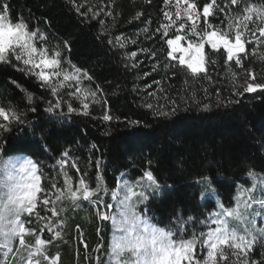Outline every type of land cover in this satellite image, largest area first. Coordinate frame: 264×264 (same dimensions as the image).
<instances>
[{"label": "trees", "instance_id": "obj_1", "mask_svg": "<svg viewBox=\"0 0 264 264\" xmlns=\"http://www.w3.org/2000/svg\"><path fill=\"white\" fill-rule=\"evenodd\" d=\"M203 2L197 0V3ZM9 3L13 21L22 17L30 27L38 26L49 35L50 47L61 46L62 41L70 44L69 58L93 75L91 87L98 85L103 90L98 96L106 101V111L114 119L103 121L102 111L91 101L89 116L66 114V104L47 113L44 111L47 101H52L54 107L57 97L34 76L0 64V107L24 110L27 121L31 122L30 127L27 122L19 126L13 122L10 131L0 130L3 159L17 154L29 157L37 166V174L43 173L42 186L50 177L58 185L62 179L71 178L73 187L77 188L79 184L73 171L80 168L78 176L103 175V185L113 191L117 189L120 176L134 183L130 178L139 179L142 172L151 170L160 187L149 196L146 206L138 205V211L158 227L177 224L179 220L186 238H190V232L206 231L203 222L214 210L220 209L224 201L231 199L232 206L235 205L242 187L249 188L256 183L253 187L258 189L259 181L264 183V89L236 94L231 73L241 78L246 74L245 69L234 61H227L225 53L213 57L216 66L207 67L211 82L200 79L203 73L192 77L181 71L173 76L170 67L157 68L151 76H142L156 63L149 54L153 50L158 52L157 59L163 64L161 57L166 46L159 39V33H154L157 20H163V0H153L152 5L145 4L144 0H9ZM251 3L259 5L262 0H251ZM81 4L84 7L77 12ZM89 5L95 11L111 8L115 20L100 12L99 18L104 20L101 26L95 19L82 16L80 13ZM168 10L175 12V0ZM137 11L146 13V23H141L144 16L128 22ZM181 13L183 18V8ZM212 22L220 24V19ZM197 24L202 29L203 19ZM116 36L128 38L124 49L106 42ZM132 39L137 43L131 44ZM251 46L252 43L246 46V68L258 71L264 80L259 55L253 54ZM208 47L206 45V52ZM130 51H137L140 61L134 70L124 66L135 62L124 59L125 53ZM153 76L159 83L153 81ZM88 87L85 82L82 89L87 91ZM29 93L31 104L27 99ZM147 93H155L156 99ZM166 97L176 102L175 115L156 116L144 107L148 101L154 107L169 111L172 105ZM229 100L234 103L229 104ZM204 104L210 106L209 110H204ZM33 106L36 112L29 110ZM72 106L80 107L79 100L72 101ZM138 119L147 126L141 129L127 126V121ZM0 123L8 122L0 118ZM65 151L69 156L63 159L69 163L61 165ZM97 157H102L98 169L94 163ZM65 171L68 177L64 176ZM249 172L256 173V177H250ZM205 178L208 183H202ZM142 182L148 183L146 178ZM86 183H91V179ZM253 194L258 197L257 190ZM104 200L114 205L108 211L116 212V202L110 192ZM54 203L59 217L52 226L61 232V239L55 242V247L47 245V248L53 256L59 254L58 264H96L97 256L101 257V264H108L115 229L110 221H99L95 215L96 205L78 202L80 207H75L66 195ZM193 221L200 223L193 225ZM40 235L45 238V233ZM26 239L34 237L26 236ZM98 241L103 245L99 251ZM261 252L256 247L251 259L260 260ZM20 255L28 257L29 253L22 250Z\"/></svg>", "mask_w": 264, "mask_h": 264}, {"label": "snow or ice", "instance_id": "obj_2", "mask_svg": "<svg viewBox=\"0 0 264 264\" xmlns=\"http://www.w3.org/2000/svg\"><path fill=\"white\" fill-rule=\"evenodd\" d=\"M144 3L152 5L153 0H144ZM163 3V20L158 19L154 29V33H159V39L166 46L161 57L163 64L157 59L158 52L153 50L149 54L156 63L150 72L142 73L143 77L151 76L153 72H157V68L170 67L173 76L181 71L192 77L203 73L200 79L211 82L212 76L207 67L216 66L217 61L213 57L226 53L227 61H234L245 69L252 80H256V76L246 68L244 55L247 54L246 44L264 43V23L256 28L248 27L250 23H255L254 15L264 21V0L259 5L251 3V0H221L220 3L217 0H204L203 3H197V0H175L174 13L168 10L172 7L173 0H163ZM81 7L84 5L81 4L76 11L80 12ZM12 11L9 0H0V64L18 68L21 72L34 76L46 90H50L51 94L57 97L54 107L52 101H47L48 106L44 109L47 113H53L60 109L62 104H66V114L89 116L91 101L99 106L103 121H112L114 117L107 113L106 101L98 96L103 90L98 85L91 87L94 83L93 75L78 67L69 58L70 44L62 41L61 46L50 47L49 35L45 31L36 25L30 27L22 17L13 21ZM100 12H103L104 17H113L115 20L111 8L95 11L89 5L80 14L95 19L103 26L104 20L99 18ZM142 16L145 20H141V23H146L147 15L143 11H137L128 22L140 20ZM201 18L204 22L202 29L197 24ZM217 18L220 19V24L212 22ZM188 21L192 23L188 24ZM224 24L227 25L226 28L222 26ZM154 33L147 34L151 36ZM127 40V37L116 36L106 42L113 46L118 44L120 49H124ZM182 41H186V46ZM136 43L135 39L131 40V44ZM206 45L209 46L207 52ZM137 57V51L126 52L124 59L135 62L125 63V68L136 69L140 63ZM153 81L159 83L155 81L154 76ZM85 82L89 85L87 91L81 88ZM12 83L16 84L15 81ZM148 87L151 88L152 85L149 84ZM258 89H264V83H247L237 90L236 94L254 93ZM136 90L139 91L138 88ZM204 92L207 95V89H204ZM147 95L156 99L155 93ZM27 99L31 104L30 93L27 94ZM166 99L172 105L169 111L154 107V104L148 101L144 103V107L156 116L175 115L176 102L170 97ZM74 100H79L81 106L74 108ZM228 103L232 104L234 101L229 100ZM203 107L204 110L210 108L208 104ZM29 110L36 112L37 109L33 106ZM92 110L95 111L96 108ZM0 118L8 122L0 123V130L10 131L13 122L18 126L27 122V125L31 126V122L27 121L26 111L17 107L7 110L0 107ZM127 126L141 129L147 125L138 119L127 121ZM93 148L96 146L93 145ZM3 151L4 149L0 148V264H58L59 254L53 256L47 245L55 247V242L61 239V232L52 226L59 217V209L54 202L65 195L75 207H80L78 202L96 205L95 215L99 221H110L113 228L119 232V235L113 233L112 255L109 256L108 264H112V256L115 257V264H264V223L257 220V217H264V184L258 189L260 197L253 195L257 190L255 187H242V190L248 193L247 201L242 202V206L236 204L233 207L231 199L224 201L220 205L221 211H214L206 217L203 222L206 231L190 232V238H186L183 234L185 229L179 226V220L177 224L169 223L158 227L138 211V205L146 206L149 196L160 187L151 170L142 172L139 179L130 178L134 183L125 182L121 189L113 191L103 185V175L97 177L96 173H93V178L78 176L80 168L73 171V176H76L79 184L77 188L73 187L71 178L62 179L58 185L56 180L50 177L42 186L43 173L37 174V166L31 159L24 162L13 158L5 160ZM68 156L67 151L62 154L61 165L69 163L63 159ZM101 162L102 157L95 159L97 169ZM256 175L249 172V176L253 178ZM64 176L68 177L67 171ZM144 178L148 183L142 182ZM87 179H91V183H86ZM202 183H208L207 178ZM121 190H124V195L122 199H118ZM109 192L111 199L117 201L115 208H119V212L108 211L114 208L113 204L104 200V196ZM254 204L258 205L259 211ZM198 223L200 222L193 221V225ZM97 231L100 232L101 229L97 227ZM41 233H45V238H41ZM26 236H32L34 239L28 240ZM102 247L98 241L97 251ZM256 247L262 250L261 259L258 261L251 259V253ZM22 250H27L29 256L22 257ZM37 256L41 259H35ZM96 264H101L100 256L96 257Z\"/></svg>", "mask_w": 264, "mask_h": 264}, {"label": "rangeland", "instance_id": "obj_3", "mask_svg": "<svg viewBox=\"0 0 264 264\" xmlns=\"http://www.w3.org/2000/svg\"><path fill=\"white\" fill-rule=\"evenodd\" d=\"M253 20L255 21V23H250L248 25L249 28H256L257 25H259L261 23H264V21H261L260 20V18H259L258 15H254L253 16ZM226 26H225V28H226ZM257 36H259V32L258 31H257ZM182 44H184L186 46V41H182ZM246 46H247V44H246ZM250 49H252L251 51H253V49H255V53L259 55L258 58H260V60H259L260 67L263 69V72H264V43H255V42H253ZM35 71H38V70H35ZM250 71L256 76V80H252L251 79V76H248L247 74H244V76L240 78L239 76L231 73L232 80H233V85H234V87H235L236 90H240L247 83H264V80L261 77H259L258 71H255V70H250ZM82 87H83V85H81V88ZM258 90H260V89H258ZM9 158H13L15 160H18L19 162H24L27 159H30L29 157H27L25 155H21V154H17V155L10 156V157L7 158V160ZM125 182H127V181L124 180V178L122 176H120L119 177V181H118V186H117V189L116 190L121 189V186ZM259 182H260L259 187L261 186V184H264L261 181H259ZM130 184H132V183H130ZM253 184H254L253 186H255L256 183H253ZM253 186H251L249 188H252ZM259 187H257V188L259 189ZM258 189H257V195H258V197H260V193H259ZM123 195H124V190L119 191V193H118V199H122L123 198ZM240 197H241V199H240ZM247 197H248V193L245 192V191H243L241 189V191H239V193L237 195L236 204H241V206H242V202H246L247 201ZM115 202L117 203V201H115ZM236 204L233 205V207H235ZM254 207H256V210L257 211L260 210L259 207H258V205H255L254 204ZM214 211H221V209H217V210H214ZM116 212H119V208H116ZM257 220L260 221L261 223H264V217H257ZM149 221H150V223L155 224L150 218H149ZM213 226H215V225H213ZM230 226H231V224H230ZM115 232H116L117 235H119V232L116 229H115ZM112 238H113V236H112ZM111 244H112V242H111ZM111 255L112 254H111V251H110V256ZM112 264H115V257L114 256H112ZM220 264H223V262H220Z\"/></svg>", "mask_w": 264, "mask_h": 264}]
</instances>
